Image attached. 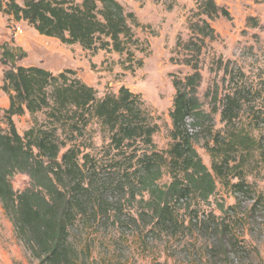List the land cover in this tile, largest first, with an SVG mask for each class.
<instances>
[{"label": "trees", "instance_id": "1", "mask_svg": "<svg viewBox=\"0 0 264 264\" xmlns=\"http://www.w3.org/2000/svg\"><path fill=\"white\" fill-rule=\"evenodd\" d=\"M199 10L210 21L219 16L229 18L213 0H202ZM0 14L14 22H26L40 36L86 51L127 54L126 44L134 42L128 25L133 14L125 12L116 0H81L79 4L69 0H5L0 3ZM199 31L204 37L213 34L205 21ZM193 45V56L184 60L192 73L171 82L174 97L168 116L172 143L164 152L155 149L152 139L158 126L138 95L121 87L117 94L97 99L94 90L75 78L74 72L66 70L54 76L41 68L17 66L25 53L6 44L0 47V64L7 68L0 90L8 97L4 111L8 129L0 127V206L17 241L36 264L91 262L90 247L75 245L71 233L84 222L93 223L99 212L107 214L109 208L95 195L101 190L92 183L96 160L76 143V137H81L92 120L107 131L109 148L119 158L115 161L120 165L118 176L109 183L110 191L145 206L139 216L156 226L174 224L173 205L192 199L206 202L214 195L217 182L235 195L249 194L244 169L255 155L264 160V136L256 139L236 124L241 92L227 93L221 100L225 130L210 135L211 146L205 144L210 170L193 147L191 127L200 119H209L197 96L202 80L197 62L201 48ZM216 99L212 98L214 107ZM25 113L32 117L45 114L48 127L35 122L20 136L12 118ZM257 120L264 123L258 116ZM62 135L69 137L68 143ZM123 161L129 162L127 168L121 166ZM164 172L170 182L160 188ZM17 174L28 178L21 191L11 185Z\"/></svg>", "mask_w": 264, "mask_h": 264}, {"label": "rangeland", "instance_id": "2", "mask_svg": "<svg viewBox=\"0 0 264 264\" xmlns=\"http://www.w3.org/2000/svg\"><path fill=\"white\" fill-rule=\"evenodd\" d=\"M80 1L69 0L72 4ZM116 1L134 17L128 22L134 41L126 44L128 55L63 45L38 35L26 22H14L1 14L0 47L6 44L25 53L17 66L41 68L54 76L66 70L74 72L75 78L94 90L97 99L117 94L121 87L138 95L158 126L152 139L155 149L164 152L172 143L168 116L174 97L171 82L192 73L184 60L193 56V44H198L202 80L197 96L209 119H200L189 132L203 165L210 170L205 144L211 146V136L225 130L220 109L227 93L241 92L235 121L238 127L256 139L264 136V123L256 121V116L264 119V0H213L229 15L228 19L219 16L213 21L201 15L202 0ZM202 21L209 24L212 36H202ZM6 69L0 64V88ZM214 96L216 107L212 105ZM7 107L8 97L0 90V127L4 131L8 129L4 118ZM12 121L20 136L35 122L46 127L49 123L42 113L34 117L25 113ZM62 138L67 143L70 140ZM108 142L107 131L96 120L76 137L77 145L96 160L97 171L91 177L93 185L101 190L95 195L109 207L107 214L99 212L93 223L84 222L71 233L75 245L90 247V264H264L263 159L255 155L244 169L249 194L235 195L231 188L217 182L214 195L206 202L192 199L184 205H173L174 224L165 227L139 216L145 206L110 191L109 183L118 176L119 163L115 161L119 158ZM121 166H129V162L123 161ZM169 182L164 172L158 185L163 188ZM11 185L21 191L27 187L28 178L17 174L11 178ZM258 198L262 199L255 205ZM0 264H36L17 241L1 206Z\"/></svg>", "mask_w": 264, "mask_h": 264}]
</instances>
